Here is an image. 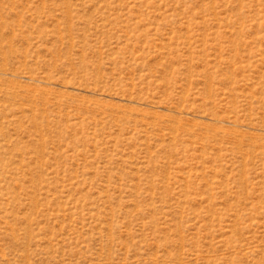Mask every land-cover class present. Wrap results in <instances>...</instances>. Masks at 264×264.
Listing matches in <instances>:
<instances>
[{"label":"rangeland","instance_id":"obj_1","mask_svg":"<svg viewBox=\"0 0 264 264\" xmlns=\"http://www.w3.org/2000/svg\"><path fill=\"white\" fill-rule=\"evenodd\" d=\"M0 264H264V0H0Z\"/></svg>","mask_w":264,"mask_h":264}]
</instances>
